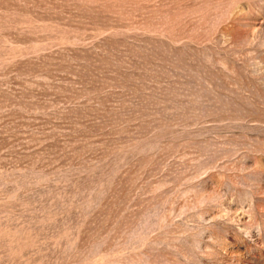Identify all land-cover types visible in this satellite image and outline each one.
Segmentation results:
<instances>
[{
    "label": "rangeland",
    "instance_id": "obj_1",
    "mask_svg": "<svg viewBox=\"0 0 264 264\" xmlns=\"http://www.w3.org/2000/svg\"><path fill=\"white\" fill-rule=\"evenodd\" d=\"M0 264H264V0H0Z\"/></svg>",
    "mask_w": 264,
    "mask_h": 264
}]
</instances>
